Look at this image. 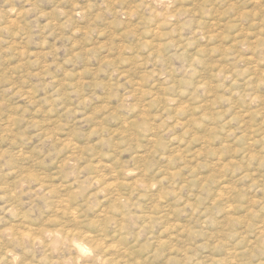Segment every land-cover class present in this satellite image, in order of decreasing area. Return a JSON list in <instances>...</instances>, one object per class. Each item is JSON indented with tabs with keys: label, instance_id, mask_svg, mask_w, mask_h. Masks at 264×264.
Wrapping results in <instances>:
<instances>
[{
	"label": "rangeland",
	"instance_id": "1",
	"mask_svg": "<svg viewBox=\"0 0 264 264\" xmlns=\"http://www.w3.org/2000/svg\"><path fill=\"white\" fill-rule=\"evenodd\" d=\"M0 264H264V0H0Z\"/></svg>",
	"mask_w": 264,
	"mask_h": 264
},
{
	"label": "bare ground",
	"instance_id": "2",
	"mask_svg": "<svg viewBox=\"0 0 264 264\" xmlns=\"http://www.w3.org/2000/svg\"><path fill=\"white\" fill-rule=\"evenodd\" d=\"M106 261V260H105Z\"/></svg>",
	"mask_w": 264,
	"mask_h": 264
}]
</instances>
